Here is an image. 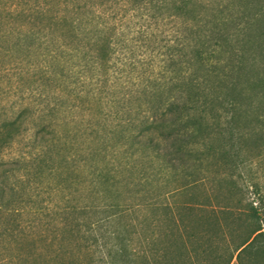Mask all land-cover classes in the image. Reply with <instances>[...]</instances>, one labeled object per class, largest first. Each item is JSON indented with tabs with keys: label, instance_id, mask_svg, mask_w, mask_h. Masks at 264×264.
Here are the masks:
<instances>
[{
	"label": "trees",
	"instance_id": "trees-1",
	"mask_svg": "<svg viewBox=\"0 0 264 264\" xmlns=\"http://www.w3.org/2000/svg\"><path fill=\"white\" fill-rule=\"evenodd\" d=\"M0 17L2 53H17L16 65L24 62L58 94L55 107L23 105L0 121V264L35 261L34 238L23 244L42 225L52 236L49 264H76L64 260L76 240L85 264H186L185 240L196 238L189 233L196 226L224 241L222 264H264L258 209L189 193L202 182V148L264 149V0H26L1 8ZM106 108L127 113V126L98 128L109 120ZM62 110L69 121H55ZM68 123L75 128L60 134L57 126ZM111 132L120 164L148 157L152 176L164 178L160 193L120 198L113 168L94 159L106 156ZM20 140L30 143L24 153L3 159ZM99 141L102 148L90 146ZM73 185L78 192L90 185L95 200L59 194ZM159 208L165 230L157 236ZM125 216L144 228L137 245L120 225Z\"/></svg>",
	"mask_w": 264,
	"mask_h": 264
},
{
	"label": "rangeland",
	"instance_id": "rangeland-1",
	"mask_svg": "<svg viewBox=\"0 0 264 264\" xmlns=\"http://www.w3.org/2000/svg\"><path fill=\"white\" fill-rule=\"evenodd\" d=\"M16 1L23 2L26 0H0V10L3 7H9L10 4L16 3ZM2 14H5L4 11H2ZM2 45L4 47L5 44L0 41V121L5 118L12 117L15 111H17L23 105H28L33 109H40L45 107L44 103L47 100L52 107H55L58 104L57 92L50 89L48 86L42 85L37 74L32 76L31 70L27 68L24 62L23 64L16 65V62H20L15 61L16 59L20 60L17 58V53L11 52V55L9 56L3 54V48H1ZM37 72L38 71H36V73ZM125 93V96H127V92ZM122 96L123 93H120L115 97L117 98L116 105L118 106V109L123 108V100L121 101ZM105 110L108 113L110 111L109 108H106ZM114 113V109L111 110L109 113L110 117H108V122H105V126H98V128L104 129L105 127V130L107 131H109L111 128L113 131L121 128L124 129L127 126L126 119L128 118V114L125 112H119V116H114ZM38 114L39 111L33 115L34 122L39 121ZM68 115L69 113H67V111L63 112L62 110L61 112H56L54 118L55 121L62 122L63 117L67 116L69 121ZM67 119L64 121H67ZM34 122H29L28 127L33 125ZM222 124L225 125L224 122H222ZM74 128L75 126L71 123H68L65 127L64 125L63 127L57 126L58 132L63 135L68 130L71 131ZM103 135H105L104 132ZM72 141L74 144L75 141L79 142L75 138H73ZM99 142H93L90 146L93 149H96L97 147L102 148L103 143L108 144L107 149L104 151L106 156L103 157L101 153L96 154L94 158L95 162L100 163L99 165L107 164L110 169L113 168V170H111V175H114L117 179L116 182L114 181V183H116L114 187L117 188L118 192L120 193V198L130 196L134 197L135 195L136 198L143 196L149 198L150 196H156L161 192V189L163 190L164 178L162 179L158 173L152 176V173L149 172L148 168V157L146 158V156H141L140 158L137 157L134 159H126L122 160L126 163L125 165L123 162L120 164V159H117L120 156L119 153L115 155L108 147L115 142V134L111 132L105 137L103 143ZM28 144L30 143L26 140H20L19 142H16L14 146L7 148L4 151L3 159H10L16 155L24 153ZM60 145H63V143H60ZM211 146L212 148L209 151L207 150V147L205 148L206 150L202 148V150L205 151V155H207V157L202 164L203 170L200 174L202 177L201 185L198 188L190 190L189 193L193 194L201 201L203 200L204 196H209L211 199L217 197L221 203H227V201H230L240 207L241 210L248 209L249 206L252 205V207L259 210L261 217H263L262 219H264V149L261 148V153H259V150L254 149V147L251 145L237 143L231 147L230 145L218 146L217 142H214L211 144ZM227 152L233 156L235 155L233 160H231L229 156H223ZM143 170L144 173H146L145 179L142 178ZM85 174L86 171L83 173V175H81V178H87ZM76 187L74 185L70 186L69 192L65 191L59 194L61 196L67 195L70 200L79 204L90 203L95 200V197H93L87 190L88 188H91L90 185H87L86 187L82 186L80 192L77 191ZM137 192L139 193L138 195L136 194ZM45 197H47L46 194ZM161 198L163 199L162 196ZM191 199L192 196L179 195L176 201L186 202L192 201ZM239 200L241 201L240 205L237 204ZM162 211L163 210L160 208L156 209L152 215L157 219L155 220V226L153 227V230L157 236L162 234L165 230L164 225H161L159 222V218L162 216ZM131 217H122L120 220V225L127 227L125 229L129 230L131 236L134 238V243L137 245V239L139 237L138 234L141 233V229L143 227L137 226L136 220H133ZM49 219L50 218L48 217L47 220ZM45 228V225L37 228L34 231L33 236L27 238V241L23 244L24 246L26 243H30L33 238V240H35L33 247L37 248V252L34 250L32 251L35 252L34 254H36V257L33 255L30 259H36L35 261L29 260L31 262L30 264H49L47 262L54 255L53 251L51 250L52 248L50 247L52 236L45 235ZM40 229L42 232H39ZM189 233L196 236V238H193L189 241L187 239L185 240L187 251H189V256L187 258L188 263L186 264L223 263L220 257L224 254V241L221 238H209L211 232L208 233L204 226H196L192 230L189 229ZM158 239L159 240L156 241V248L162 251L165 239ZM57 243L58 242L56 240V243L54 244ZM81 243L82 241L80 240L73 241L71 244L73 245V252L67 255L66 259L64 260H69V262L73 260L76 264H85L86 258L81 251ZM11 264L28 263L27 261H24Z\"/></svg>",
	"mask_w": 264,
	"mask_h": 264
}]
</instances>
